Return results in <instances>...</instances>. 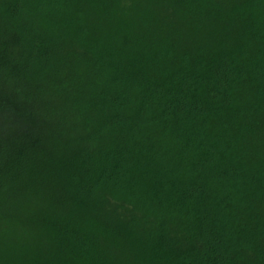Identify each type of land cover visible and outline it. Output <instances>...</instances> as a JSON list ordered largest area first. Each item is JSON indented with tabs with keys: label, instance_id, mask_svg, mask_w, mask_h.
<instances>
[{
	"label": "trees",
	"instance_id": "obj_1",
	"mask_svg": "<svg viewBox=\"0 0 264 264\" xmlns=\"http://www.w3.org/2000/svg\"><path fill=\"white\" fill-rule=\"evenodd\" d=\"M0 264H264V0H0Z\"/></svg>",
	"mask_w": 264,
	"mask_h": 264
}]
</instances>
